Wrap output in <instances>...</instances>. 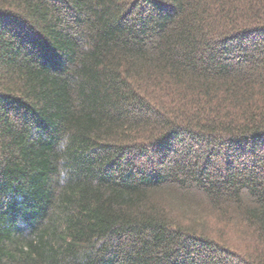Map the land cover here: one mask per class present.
<instances>
[{
    "label": "trees",
    "instance_id": "1",
    "mask_svg": "<svg viewBox=\"0 0 264 264\" xmlns=\"http://www.w3.org/2000/svg\"><path fill=\"white\" fill-rule=\"evenodd\" d=\"M0 264H264V0H0Z\"/></svg>",
    "mask_w": 264,
    "mask_h": 264
}]
</instances>
